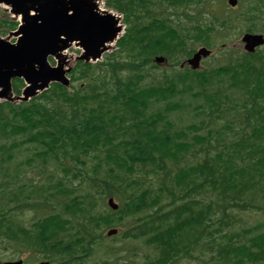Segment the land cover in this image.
I'll use <instances>...</instances> for the list:
<instances>
[{
  "label": "trees",
  "instance_id": "16d2710c",
  "mask_svg": "<svg viewBox=\"0 0 264 264\" xmlns=\"http://www.w3.org/2000/svg\"><path fill=\"white\" fill-rule=\"evenodd\" d=\"M215 1L108 0L128 28L104 73L78 63L73 91L54 84L30 103L0 104V198L17 202L2 200L0 233L117 264L103 233L119 226L152 249L143 264H264V222L237 221L264 214V51L226 50L202 71L158 74L153 61L179 66L239 20L264 31V0L225 16ZM16 26L0 19V34ZM28 211L35 221L15 224Z\"/></svg>",
  "mask_w": 264,
  "mask_h": 264
},
{
  "label": "water",
  "instance_id": "95a60500",
  "mask_svg": "<svg viewBox=\"0 0 264 264\" xmlns=\"http://www.w3.org/2000/svg\"><path fill=\"white\" fill-rule=\"evenodd\" d=\"M1 4L10 7L16 17L21 15L22 25L14 34L19 37L17 44L0 38V87L3 89L0 98L11 92L14 77H23L28 84L24 97L17 99L21 101H28L51 82L68 86L66 73L71 70H64L68 59L63 52L75 45L84 50L78 60L96 61L111 49L107 44L113 43L123 31L120 18L101 11L95 0H0ZM230 4L236 5L237 0H230ZM243 41L249 52L264 44V38L255 35H246ZM210 54L203 48L187 63L198 69L202 59ZM50 56L58 60L57 67L49 64ZM156 61L162 63L165 59ZM109 204L113 209L118 208L112 199ZM116 233L111 230L109 235Z\"/></svg>",
  "mask_w": 264,
  "mask_h": 264
},
{
  "label": "rangeland",
  "instance_id": "374dc122",
  "mask_svg": "<svg viewBox=\"0 0 264 264\" xmlns=\"http://www.w3.org/2000/svg\"><path fill=\"white\" fill-rule=\"evenodd\" d=\"M104 1L105 0H101L102 7H104ZM224 6L229 8L225 1H224ZM2 10H5V9L3 8ZM212 10L216 14H219V15H222L224 13V10L222 9L221 5L218 3L213 5ZM0 13H2V12H0ZM242 34L243 33H241V31L238 30L236 32H233V34H231L229 36L218 37L214 41L215 47L213 48V50H214L213 57H215V58H210V59L206 60L205 67L212 66L218 58H221V56L223 54V52H221V50H223L221 47L223 44H226L228 46L227 49L239 48V46H237V44L239 43V40H240ZM13 38H11V39H13ZM13 41H14V39H13ZM197 48H199V47H197ZM78 53H79V51L74 48V49L70 50L69 55L75 57V56L79 55ZM35 173L37 174L36 169L33 170L32 173H28V175L32 176L31 174H35ZM42 180L46 181V179H44V178ZM31 218H32V214H28L27 216L21 218V220L27 221V220H31ZM244 219L245 220H237V221H242L244 224H256V223L264 221V218H262V216H259L258 214H254V213L251 214L250 216L244 215ZM239 224L242 225L241 223H239ZM133 242L134 243L126 242V244L124 245V242H122L121 239H117V240H114L112 242V244L114 247H118V248L122 247L123 249H125L126 246L132 247V249H135L140 254V256L137 257L136 259H140L142 261V259L144 258V255L147 253H150V251L148 248H144V246H143V249L141 250V247H142L141 243H139L137 241H133ZM122 253L128 254V250L122 251ZM204 261H206V262H204ZM180 264H209V263H208L207 258L202 257L200 260L185 259V260H182V262Z\"/></svg>",
  "mask_w": 264,
  "mask_h": 264
},
{
  "label": "flooded vegetation",
  "instance_id": "af4514ba",
  "mask_svg": "<svg viewBox=\"0 0 264 264\" xmlns=\"http://www.w3.org/2000/svg\"><path fill=\"white\" fill-rule=\"evenodd\" d=\"M49 259H39L37 262L32 260L30 254L19 255V250L17 248H13L12 250H4L0 248V264H9V263H19L21 264H38L44 261H48Z\"/></svg>",
  "mask_w": 264,
  "mask_h": 264
}]
</instances>
